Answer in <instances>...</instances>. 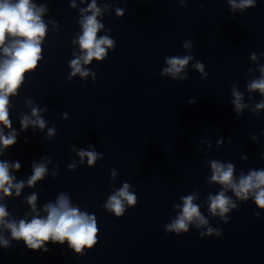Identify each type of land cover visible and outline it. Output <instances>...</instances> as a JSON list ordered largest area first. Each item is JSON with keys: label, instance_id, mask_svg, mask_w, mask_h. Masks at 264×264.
Here are the masks:
<instances>
[{"label": "clouds", "instance_id": "obj_1", "mask_svg": "<svg viewBox=\"0 0 264 264\" xmlns=\"http://www.w3.org/2000/svg\"><path fill=\"white\" fill-rule=\"evenodd\" d=\"M81 2L83 3L84 0ZM187 2L188 0H180L182 6ZM227 2L233 10L240 9L243 11L255 7L257 0H238V2L237 0H227ZM72 6L75 7L74 2ZM45 11L44 6H37L32 0H0V53H2L0 55V125L3 126L0 128V146H2L0 154H2V150L14 146L17 142L18 133L12 128L9 114V97L18 95V90L23 85L26 74L35 71L38 62L43 59L41 45L47 31V24L42 19ZM80 11L82 19L79 23L82 26V34L72 42L79 45L81 55L69 62L71 68L69 80L77 74L81 78L87 77L89 71L85 70L83 65H88L93 60L104 61L108 49H114L116 44V41L109 35H98L100 30L104 28V24L97 19L98 16L102 15V12L97 6L96 0H92L87 8H82ZM89 12L91 15L85 14ZM116 14L123 16V10L117 8ZM182 46L190 49L192 42L190 40L185 41ZM193 59L192 55L166 57L167 67L161 70V75H168L174 80L189 79L185 69ZM251 59L256 61V53L251 54ZM193 67L202 74L201 79L207 78L208 73L204 71L205 66L202 62L197 60ZM248 71L251 72L252 69ZM258 71L259 77L252 80L247 85V89L249 92H259L264 96V65H258ZM92 76L95 82V72L92 73ZM231 93L234 110L240 113L246 107L242 103L244 96L235 86L232 87ZM33 103L32 99L27 100V105L31 108V116L25 114L21 117V131L27 130L29 125H32L33 128L38 127L40 130H44L47 126V122L41 116V112L47 109H41L38 106L32 107ZM190 103H195V101H190ZM259 109H264V100L255 105L254 111ZM4 128L10 130L7 135L4 134ZM55 133V126L48 128L47 135L49 138ZM252 138L256 139L255 136ZM78 155L81 157V163L87 157L89 166L94 165L98 157L102 158V153L95 150L81 149ZM210 163L209 183L222 186L216 195L210 194L207 198L208 210L213 216H219L225 223H228L226 214L237 207L232 197L226 194L227 191H231L236 199L243 202H247L251 198L257 209L264 210V169L249 170L246 175L241 173L237 179L232 163L225 164L218 160H212ZM73 167L74 165H69V168ZM20 168L21 165L18 161L12 164L0 161V193H3V196H11L13 189H15L16 196L20 195L25 182L14 183L15 177L10 172V169L19 171ZM32 170V175L27 180L29 187L35 186L38 181L44 179L48 172L47 165L43 162H33ZM111 175L113 178L116 176L115 170H112ZM129 189L130 184L125 182L115 194L108 197L103 207L110 213H114L117 218L122 217L126 211V204L128 207H134L138 202L135 193ZM196 199L195 194H188L181 197L182 206L173 205V208H179L180 211L175 219L165 225L166 232L180 235L189 231L190 224H195L197 229L208 225V220L201 214L200 206L194 202ZM36 201L37 195L35 193L27 197V203L35 215L30 221L21 219L18 223L14 220H7L9 213L6 206L0 205V230H9L12 240L22 241L28 249L33 251L43 250L47 252L49 251L47 244L64 245L67 242L69 249L74 250L76 254L84 255L83 249L85 247L91 250L98 242L99 229L95 215L80 211L78 207L73 206L66 194L61 193L55 203L44 205L43 211L47 213L46 217H41L36 211ZM254 215L259 218L260 211L255 212ZM213 232L217 236L221 235L220 230L207 227V232H201L200 236H210ZM0 244L4 248L10 247L9 239L3 236H0Z\"/></svg>", "mask_w": 264, "mask_h": 264}]
</instances>
